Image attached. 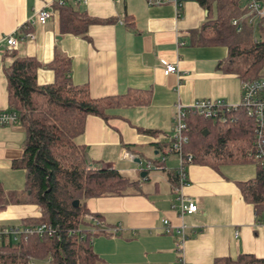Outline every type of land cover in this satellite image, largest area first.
<instances>
[{
  "label": "crops",
  "instance_id": "obj_1",
  "mask_svg": "<svg viewBox=\"0 0 264 264\" xmlns=\"http://www.w3.org/2000/svg\"><path fill=\"white\" fill-rule=\"evenodd\" d=\"M63 1L91 17L111 21L89 25L87 40L60 32L54 0H0V35L23 26L18 38L32 32L34 39L18 41L13 50L19 56L46 63L59 50L70 57L71 81L87 84L94 98L124 94L131 88L150 95L145 105L109 109L107 119L87 116L84 132L77 138L86 147L89 167L116 168L139 184L137 192L130 188L124 196L86 201L103 228L118 229L115 235H94L92 247L100 257L96 264H171L177 255L174 228L180 225L186 226L183 251L188 264H212L215 257L239 253L263 256V228L255 224L253 208L236 184L245 179L225 173L229 165L215 170L192 163L187 167L188 184L177 190L178 158L165 146L177 102L223 99L237 104L240 100L239 79L217 67L227 49L193 43V32L207 19V11L195 0H185L180 9L172 4L148 6L146 0ZM41 9L51 12L44 24L35 19ZM160 60L175 64L177 72L165 75ZM10 62L0 49V110L8 109L3 69ZM53 79L52 70H37L39 84ZM24 139L19 124L0 127V184L7 192L23 188L24 172L12 163L21 157ZM148 161L161 167L146 169ZM180 193L196 203L195 213L179 214ZM38 215L34 205H0L2 226ZM164 219L170 223L169 231Z\"/></svg>",
  "mask_w": 264,
  "mask_h": 264
},
{
  "label": "trees",
  "instance_id": "obj_2",
  "mask_svg": "<svg viewBox=\"0 0 264 264\" xmlns=\"http://www.w3.org/2000/svg\"><path fill=\"white\" fill-rule=\"evenodd\" d=\"M195 1L207 11V19L193 32V43L225 47L227 54L217 67L223 73L235 75L239 81L263 77L264 27H257L260 38L254 42L253 26L246 25L238 31L231 25L233 18L244 13L247 0ZM54 6L59 12L60 32L87 40L89 25L111 21L91 17L57 1ZM22 29L23 26L19 31ZM3 52L11 57L10 64L3 69L8 109L17 112L25 139L21 157L12 163L13 168L24 172L23 188L7 192L0 184V205H34L39 212L37 217L20 219V225L7 227L20 230L44 223L56 232L52 236L0 234V264H96L100 257L88 241L92 223L84 218L91 213L86 201L124 196L130 188L137 192L139 184L116 168L89 167L86 147L77 138L84 132L87 116L107 119L109 109L145 105L149 102V91L131 88L124 94L94 98L87 84L71 81V59L59 50L46 63L35 57L19 56L13 49ZM39 68L52 70L51 83L39 84ZM188 122L189 142L185 150L193 154V163L215 170L225 165L254 163L245 155L254 125L242 111L235 112L233 120L226 122L197 116H191ZM165 146L168 151L169 143ZM254 165V176L236 184L242 199L252 206L256 218H261L264 217V177ZM173 176L171 172L169 177ZM74 200L79 201L77 207L72 205ZM70 231L75 233L69 234ZM48 258L51 260L47 261ZM212 264H264V257L239 253L235 257H215Z\"/></svg>",
  "mask_w": 264,
  "mask_h": 264
},
{
  "label": "built area",
  "instance_id": "obj_3",
  "mask_svg": "<svg viewBox=\"0 0 264 264\" xmlns=\"http://www.w3.org/2000/svg\"><path fill=\"white\" fill-rule=\"evenodd\" d=\"M57 1L59 5H63V0ZM79 1V0H78ZM185 0H146L148 6H156L163 4H172L175 8L180 9ZM85 2V0H84ZM246 9L239 17L231 20V25L240 31L244 26L251 25L253 30L257 31L258 26L264 27V0H247ZM51 18V12L41 9L36 12L35 19L40 24L46 23ZM21 28V27H20ZM11 34L0 35V49H13L21 39H34L32 32L22 34L18 38L19 29ZM258 33V32H257ZM254 41L260 38L258 33ZM163 73L165 75L177 72L175 64L160 60ZM242 111L245 116L253 121V133L250 146L247 148L246 158L254 162L262 171L264 177V76L254 79H245L240 81V100L237 104H230L223 99H200L194 101L190 105H184L180 102L175 104L173 112V131L170 136L168 152L173 153L178 158V165L175 169V177L177 186L180 189L188 184L187 167L193 163V154L185 150V146L189 142V118L197 116L202 119H211L219 122L233 120L235 112ZM18 124V115L14 110H0V127L7 125ZM132 157V156H131ZM164 158L160 160L163 163ZM146 169L160 168L161 166L152 161L146 163ZM175 207V205H173ZM177 210L181 216L185 214H193L197 211L196 203L188 196L180 193L177 197ZM84 218L92 223L90 227L89 243L92 244L94 235L98 233H107L115 235L118 232L117 228H103L100 219L94 214H85ZM166 231L170 229V223L167 219L163 220ZM255 224L263 228L264 217L256 218ZM177 234L176 251L177 255L171 264H188L183 251V244L187 238L185 232L186 226L180 225L174 228ZM23 233V234H38L39 236H52L55 234V229L49 224H39L33 227L19 229L4 226L0 229V234L7 233ZM81 237L80 230L76 231ZM75 231H70L73 234ZM51 259L48 258L47 261Z\"/></svg>",
  "mask_w": 264,
  "mask_h": 264
},
{
  "label": "rangeland",
  "instance_id": "obj_4",
  "mask_svg": "<svg viewBox=\"0 0 264 264\" xmlns=\"http://www.w3.org/2000/svg\"><path fill=\"white\" fill-rule=\"evenodd\" d=\"M239 16H236V17H239ZM254 33H255V36L258 35L256 30L254 31ZM253 40H254V36H253ZM145 166H146V163H145ZM224 170H225V173H229V174H231V176L234 175L237 179H246L249 176L250 177L254 176L255 165H254V163H250V162L244 163V164H234V165H229V166L225 167ZM139 177H140V175H139ZM18 225H20V224H18ZM262 255L263 256H259V257H264V254H262ZM257 256H258V254H257Z\"/></svg>",
  "mask_w": 264,
  "mask_h": 264
},
{
  "label": "water",
  "instance_id": "obj_5",
  "mask_svg": "<svg viewBox=\"0 0 264 264\" xmlns=\"http://www.w3.org/2000/svg\"><path fill=\"white\" fill-rule=\"evenodd\" d=\"M136 162H137V163H140L141 161H140V159H136ZM145 173H146L145 171L141 172V176H143ZM78 204H79V201H78V200H74V201L72 202V205H73L74 207H77Z\"/></svg>",
  "mask_w": 264,
  "mask_h": 264
}]
</instances>
